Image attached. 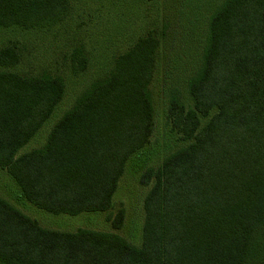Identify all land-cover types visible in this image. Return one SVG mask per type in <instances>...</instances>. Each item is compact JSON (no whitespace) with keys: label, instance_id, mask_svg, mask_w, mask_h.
<instances>
[{"label":"trees","instance_id":"trees-1","mask_svg":"<svg viewBox=\"0 0 264 264\" xmlns=\"http://www.w3.org/2000/svg\"><path fill=\"white\" fill-rule=\"evenodd\" d=\"M69 0H0V28L53 25ZM158 40L118 56L52 125L42 147L23 152L65 95L62 77L7 69L0 49V170L18 197L55 216L107 212L127 160L150 140ZM73 51L75 71L86 68ZM191 100L169 93L166 120L186 144L149 168L142 243L115 233L43 228L0 196V264H264V0H221L208 18ZM125 212L107 220L119 230Z\"/></svg>","mask_w":264,"mask_h":264},{"label":"rangeland","instance_id":"rangeland-1","mask_svg":"<svg viewBox=\"0 0 264 264\" xmlns=\"http://www.w3.org/2000/svg\"><path fill=\"white\" fill-rule=\"evenodd\" d=\"M221 0H69L64 18L53 25L31 29L0 28V49L13 47L19 63L7 69L27 76L62 77L65 95L51 118L19 154L40 148L54 122L90 84L108 76L115 60L148 35L158 40L149 84L153 106V128L149 143L126 162L112 207L107 212L78 216L44 212L20 200L6 172L0 170V196L46 229L75 232L87 229L115 233L140 246L144 223V198L151 185L140 183L149 168H158L164 158L184 146L167 123L169 93L180 90L186 106L191 100L187 81L200 65L208 18ZM80 49L87 61L83 71L73 64V51ZM1 70V68H0ZM125 212L121 229L107 220L118 210Z\"/></svg>","mask_w":264,"mask_h":264}]
</instances>
